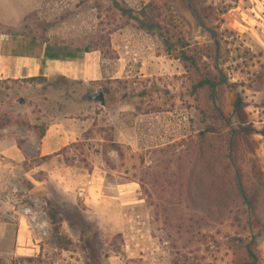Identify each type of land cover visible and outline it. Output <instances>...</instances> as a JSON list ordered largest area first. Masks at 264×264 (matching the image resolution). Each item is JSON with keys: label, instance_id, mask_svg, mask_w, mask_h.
<instances>
[{"label": "rangeland", "instance_id": "rangeland-1", "mask_svg": "<svg viewBox=\"0 0 264 264\" xmlns=\"http://www.w3.org/2000/svg\"><path fill=\"white\" fill-rule=\"evenodd\" d=\"M28 1L24 18L5 13L19 24L0 31L101 52L105 71L92 84L0 83V127H36L42 136L56 112L94 120L63 161L32 163L68 165L70 195L52 182L34 199L48 213L65 205L67 217L102 219L104 250L120 252L124 264H244L247 245L264 264L263 0H192L216 40L185 0H119L156 12L172 55L111 0ZM181 51L192 58L187 68L176 58ZM99 91L105 107L87 100ZM37 177L49 180L45 170ZM57 243L69 244L64 236Z\"/></svg>", "mask_w": 264, "mask_h": 264}, {"label": "crops", "instance_id": "crops-1", "mask_svg": "<svg viewBox=\"0 0 264 264\" xmlns=\"http://www.w3.org/2000/svg\"><path fill=\"white\" fill-rule=\"evenodd\" d=\"M26 7H31L28 0L17 1L12 6L11 0H4L0 9V25L10 28L17 26L19 23L12 21L10 15L6 16L5 13L19 10L23 13L20 17L24 18ZM259 10L262 13L259 26L264 30V0ZM121 61H118L119 65ZM103 67L101 52L58 50L38 38L0 31V83L24 85L38 82H27L29 80L43 78L47 81L65 79L92 84L104 79ZM118 70H121V66ZM53 119L42 137L36 127L26 129L17 124L0 127V264H124L120 252L104 250L106 235L98 228L106 225L102 219L75 220L66 216L65 205H52L61 216L59 236L66 238L70 244L67 247L57 243L58 237L53 234V224L49 218L50 236L44 239L34 232L29 218L23 214V208L29 205H13L8 201L12 175L31 185L29 189L33 198L45 195V184L52 182L61 194L70 195L67 184H71L67 182V173L71 169L68 165L61 163L46 168L44 164L32 163H42L37 161L44 159L63 161L64 152L82 141L94 120L80 118L73 113L57 112ZM40 170L48 172L49 180L46 183L37 177ZM70 206L72 210L82 212L79 205ZM112 225L115 226L114 223ZM72 230L77 233L72 234Z\"/></svg>", "mask_w": 264, "mask_h": 264}, {"label": "trees", "instance_id": "trees-1", "mask_svg": "<svg viewBox=\"0 0 264 264\" xmlns=\"http://www.w3.org/2000/svg\"><path fill=\"white\" fill-rule=\"evenodd\" d=\"M111 1L113 2L114 7L118 10V12L121 14L123 18L135 22L140 28V30L145 31L148 34L157 35L162 40L169 55H172L175 52V50L173 49L174 42L172 41L171 38L166 37L165 33L163 32L162 24L159 22V17L156 16V12L153 10H150L148 12V9H150V7H146L140 11H135L127 7L124 3H120L119 0H111ZM176 56L177 59L184 62L186 68H187V63L192 61V58L189 57L185 51H181V53ZM35 81L46 82L47 80L40 78V79H32L27 82H35ZM204 84L207 83H203L202 85ZM211 85H212V89H216L217 85L214 84ZM43 135L44 133L42 134V136ZM237 188L241 196L246 198V194L244 192L240 179L237 180ZM48 218L53 224V229H54L53 234L59 237L61 222H62L60 214L55 209H51L48 213ZM247 250H248L249 261H247L244 264H257V258L253 254L251 246L247 245Z\"/></svg>", "mask_w": 264, "mask_h": 264}, {"label": "built area", "instance_id": "built-area-1", "mask_svg": "<svg viewBox=\"0 0 264 264\" xmlns=\"http://www.w3.org/2000/svg\"><path fill=\"white\" fill-rule=\"evenodd\" d=\"M11 177L13 181L9 183L8 201L13 205H29L23 208V214L29 218L34 232L38 233L41 238H49L51 225L46 210L47 203H38L32 197L29 187L22 180L18 179L15 175Z\"/></svg>", "mask_w": 264, "mask_h": 264}, {"label": "water", "instance_id": "water-1", "mask_svg": "<svg viewBox=\"0 0 264 264\" xmlns=\"http://www.w3.org/2000/svg\"><path fill=\"white\" fill-rule=\"evenodd\" d=\"M185 2L187 3L191 13L193 14L194 19L198 25V28L203 33L210 35L212 40H216L217 36H218L216 31H214L213 29H211L210 27L207 26V24L205 23V21L201 17L200 13L196 9L194 2L192 0H185ZM87 100L93 104H100L103 107L106 106V97L102 91H99L97 94H95L93 96H89L87 98ZM19 103L23 105L25 103L24 99H20Z\"/></svg>", "mask_w": 264, "mask_h": 264}]
</instances>
